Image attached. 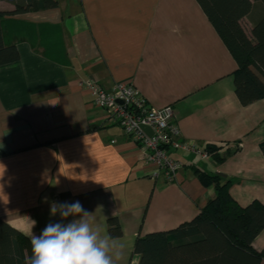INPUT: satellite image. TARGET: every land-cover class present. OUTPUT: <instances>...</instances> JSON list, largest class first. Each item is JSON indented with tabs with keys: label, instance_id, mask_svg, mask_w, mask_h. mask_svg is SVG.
Wrapping results in <instances>:
<instances>
[{
	"label": "crops",
	"instance_id": "obj_1",
	"mask_svg": "<svg viewBox=\"0 0 264 264\" xmlns=\"http://www.w3.org/2000/svg\"><path fill=\"white\" fill-rule=\"evenodd\" d=\"M3 32L19 59L0 65V218L29 240L68 222L50 216L53 202L79 201L107 235L117 218L120 264H138V236L191 220L214 196L196 168L227 177L239 205L264 203V98L240 103L236 62L196 0H57L6 16ZM81 78L131 82L152 106L172 105L178 138L223 158L176 150L183 167L156 176ZM252 247L264 249V229Z\"/></svg>",
	"mask_w": 264,
	"mask_h": 264
},
{
	"label": "trees",
	"instance_id": "obj_2",
	"mask_svg": "<svg viewBox=\"0 0 264 264\" xmlns=\"http://www.w3.org/2000/svg\"><path fill=\"white\" fill-rule=\"evenodd\" d=\"M5 1L14 8L0 11V65L19 59L16 45L4 38L5 17L57 5V0ZM196 1L236 62L233 82L240 103L264 98V0ZM244 18L251 21L249 32L241 24ZM260 149L264 154V142ZM206 150L216 161L223 158L219 146ZM194 172L202 184L214 186V196L191 220L138 236L133 247L138 264H260L264 249L255 250L252 241L264 229V203L253 200L241 206L230 195L227 177L198 168ZM107 225L110 237L121 235L117 218H109ZM0 264H32L30 240L1 218Z\"/></svg>",
	"mask_w": 264,
	"mask_h": 264
},
{
	"label": "built area",
	"instance_id": "obj_3",
	"mask_svg": "<svg viewBox=\"0 0 264 264\" xmlns=\"http://www.w3.org/2000/svg\"><path fill=\"white\" fill-rule=\"evenodd\" d=\"M78 85L90 92L94 106L105 111L106 123L118 126L141 149L145 161L154 165L156 176L169 181L183 167L172 156L176 150L211 157L206 149L178 138L172 105L152 106L131 82H115L105 88L91 78H81Z\"/></svg>",
	"mask_w": 264,
	"mask_h": 264
},
{
	"label": "clouds",
	"instance_id": "obj_4",
	"mask_svg": "<svg viewBox=\"0 0 264 264\" xmlns=\"http://www.w3.org/2000/svg\"><path fill=\"white\" fill-rule=\"evenodd\" d=\"M50 216L68 222L52 220L38 235L29 233L32 264H120L124 245L107 235L79 201L53 202Z\"/></svg>",
	"mask_w": 264,
	"mask_h": 264
},
{
	"label": "rangeland",
	"instance_id": "obj_5",
	"mask_svg": "<svg viewBox=\"0 0 264 264\" xmlns=\"http://www.w3.org/2000/svg\"><path fill=\"white\" fill-rule=\"evenodd\" d=\"M257 12H258V10H255L254 14H257ZM241 24H242L243 28L245 29V31L249 32V29L251 27L250 20L248 18H244V19H242Z\"/></svg>",
	"mask_w": 264,
	"mask_h": 264
},
{
	"label": "water",
	"instance_id": "obj_6",
	"mask_svg": "<svg viewBox=\"0 0 264 264\" xmlns=\"http://www.w3.org/2000/svg\"><path fill=\"white\" fill-rule=\"evenodd\" d=\"M149 133H150V131H149V129L148 128H145ZM222 175V174H221Z\"/></svg>",
	"mask_w": 264,
	"mask_h": 264
}]
</instances>
